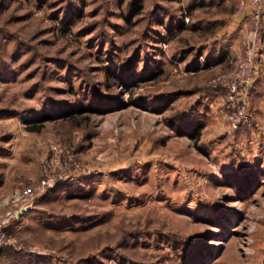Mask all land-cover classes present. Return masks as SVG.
Instances as JSON below:
<instances>
[{
    "label": "rangeland",
    "instance_id": "1",
    "mask_svg": "<svg viewBox=\"0 0 264 264\" xmlns=\"http://www.w3.org/2000/svg\"><path fill=\"white\" fill-rule=\"evenodd\" d=\"M220 7L0 0V264H264V88L230 128L199 43ZM53 141L92 172L38 188Z\"/></svg>",
    "mask_w": 264,
    "mask_h": 264
},
{
    "label": "built area",
    "instance_id": "2",
    "mask_svg": "<svg viewBox=\"0 0 264 264\" xmlns=\"http://www.w3.org/2000/svg\"><path fill=\"white\" fill-rule=\"evenodd\" d=\"M253 19L256 26L252 28L241 52L237 55L235 65L228 71L213 77L214 83L224 87V105L230 128H238L250 123L252 114L249 110V86L254 80L257 69L264 68V0H251ZM93 166L82 161L72 146L53 141L45 159L43 173L37 179L36 186H52L58 179L74 181L80 174L90 173ZM32 191V184L22 190H15L13 197ZM10 212H7L9 216ZM6 216V217H8ZM0 218V246L9 241L6 231L7 218ZM35 249V246L29 247Z\"/></svg>",
    "mask_w": 264,
    "mask_h": 264
},
{
    "label": "crops",
    "instance_id": "3",
    "mask_svg": "<svg viewBox=\"0 0 264 264\" xmlns=\"http://www.w3.org/2000/svg\"><path fill=\"white\" fill-rule=\"evenodd\" d=\"M212 1L214 6L223 5V7H220L217 12H213L212 16H202V20L211 21L215 29L207 39L199 41L203 47L200 55L209 68H213L215 71L228 70L235 65L237 55L241 52L252 28L256 26V21L252 16L253 4L251 0ZM251 85L249 98L252 97L253 88L256 93L262 92L264 68L257 69ZM5 180L4 176H0V197L3 195L4 187L8 186V182ZM2 203L0 200V206Z\"/></svg>",
    "mask_w": 264,
    "mask_h": 264
},
{
    "label": "trees",
    "instance_id": "4",
    "mask_svg": "<svg viewBox=\"0 0 264 264\" xmlns=\"http://www.w3.org/2000/svg\"><path fill=\"white\" fill-rule=\"evenodd\" d=\"M110 70V69H109ZM107 106H109V105H107ZM101 107H105V106H101ZM82 109H84V108H82ZM102 109H104V108H101V110ZM64 116H66V117H72V111H68ZM51 117H53L51 114H50V112H48V111H43L41 114H40V116L38 117V118H36V120L34 121V122H31V123H29V124H27V128L28 129H31V130H40L41 129V127H42V125H43V121L45 120V119H48V118H51ZM193 131H192V136L193 137H197L198 136V134H199V130L196 128V127H194L193 129H192ZM64 180H62V179H58L57 181H56V183H55V185H57V184H59V183H62ZM55 185H52V186H49V187H54ZM201 254V253H200Z\"/></svg>",
    "mask_w": 264,
    "mask_h": 264
}]
</instances>
